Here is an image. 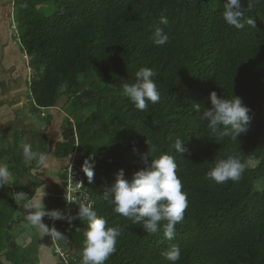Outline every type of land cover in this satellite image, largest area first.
Returning a JSON list of instances; mask_svg holds the SVG:
<instances>
[{
    "label": "trees",
    "instance_id": "16d2710c",
    "mask_svg": "<svg viewBox=\"0 0 264 264\" xmlns=\"http://www.w3.org/2000/svg\"><path fill=\"white\" fill-rule=\"evenodd\" d=\"M14 3L16 32L32 70L31 110L50 109L63 97L75 101L79 114L66 119V134L53 156L68 158L77 145L78 163L84 167L87 162L94 172L90 184L84 172L94 210L107 227L121 229L116 251L105 264H169L162 252L172 245L181 249L176 264H264V0H251V7L243 0L245 18L255 23L243 29L224 22V0ZM161 14L169 20L166 27L158 23ZM156 27H165L169 36L162 46L151 39ZM140 67L157 73L160 94L145 111L122 94V85L134 82ZM75 82L79 87L71 88ZM212 91L226 99L238 96L250 108L249 129L237 141L219 133L214 137L200 119L195 105L201 111L211 107ZM177 138L184 141L182 154L173 148ZM153 145V158L175 157L187 193L188 207L173 240L163 232L147 235L141 225L114 213L104 195L119 170L131 179L144 167L142 158ZM229 155L246 164L241 179L223 184L207 179L215 161ZM20 161L0 129V164L15 175ZM20 182L15 178L0 187V264H33L7 236L16 196L25 189ZM54 199L65 214L60 191ZM72 207L75 216L78 206ZM86 227L79 218L58 219L52 229L65 238L52 235V241L64 252L70 247L82 252ZM72 260L80 264L81 254Z\"/></svg>",
    "mask_w": 264,
    "mask_h": 264
},
{
    "label": "clouds",
    "instance_id": "9594fccd",
    "mask_svg": "<svg viewBox=\"0 0 264 264\" xmlns=\"http://www.w3.org/2000/svg\"><path fill=\"white\" fill-rule=\"evenodd\" d=\"M248 6L251 7V0H249ZM222 18L227 25L235 29H243L246 24L255 27L254 19L244 16L243 0H224ZM158 23L166 27L169 20L161 14ZM165 27H156L151 37L153 43L158 46L166 44L169 39ZM156 76L157 73L152 68L140 67L134 74V82L122 85V94L134 104L136 109L145 111L149 103L159 102L160 94L155 81ZM30 80L31 77L27 80L29 91ZM208 100L211 107L201 111V106L195 105V109L200 113V119L206 122L207 129L214 137L219 133L220 138L227 137L232 141H237L248 131L251 119L250 108L244 105L240 97L234 95V98L226 99L212 91L209 93ZM41 116L44 114L42 113ZM146 143L148 144L147 140ZM183 145V139L177 138L173 145L175 152L179 154L185 152L186 149ZM156 152V146H151V153L148 151L142 158L144 167L132 173L131 179L125 177L123 169L119 170L115 175L114 182L105 188L104 195L108 204L113 206L114 213L132 221L133 224L141 225L147 235L163 232L165 239L173 240L176 235V225L183 221L184 212L188 207L187 193L182 190L183 186L177 175L178 166L175 157L162 154L153 158L152 154ZM76 153L77 150L74 149L62 171L61 177L64 176V179L61 178L62 189L60 192L61 197L65 200V205L64 191L67 186L69 166H75L76 169L79 168L82 171L80 180L76 182L81 183V190L84 193L88 194V189L84 186V172L88 183L93 182L94 172L91 166L86 162L82 167L78 163L81 155L76 158ZM23 154L27 161L37 160L40 165H44L47 160L45 154L32 151L30 146L23 149ZM149 157L151 158L150 162ZM245 168L246 164L239 157L229 155L227 158L216 160L214 166L207 171L206 178L216 184L228 181L236 182L241 179ZM16 175L18 174L12 175L6 164H0V187L9 185L15 180ZM42 201L43 199L40 202L25 204V218L33 227L49 231V234L57 239H63L65 235L54 228L52 229L56 220L67 218L71 221L79 218L81 221H87V227L83 230L84 240L80 264H105L109 257L115 253L121 229L106 226V219L98 216L92 206L89 194L86 203L72 201L78 206L75 216L65 217L66 212L63 214L59 210L49 211ZM46 216L52 218L49 228L43 222V218ZM56 247L59 249L58 255L63 252L58 246ZM162 255L169 261V264H176L181 259V249L177 245H172L170 249L162 252ZM60 261H63L62 257H60Z\"/></svg>",
    "mask_w": 264,
    "mask_h": 264
},
{
    "label": "rangeland",
    "instance_id": "374dc122",
    "mask_svg": "<svg viewBox=\"0 0 264 264\" xmlns=\"http://www.w3.org/2000/svg\"><path fill=\"white\" fill-rule=\"evenodd\" d=\"M14 0H0V25L4 24L8 27L9 30V35L6 34L7 40L11 36V44L13 45L14 49L17 50L19 54L18 61L15 60L16 66H14L13 61H10V67L11 69H15L16 75L19 74L22 76L20 73H23L24 80H25V86H26V96L29 100V107L32 108V96L30 95L29 92V83L27 80L30 79L32 76V70L30 66V58L27 57L24 59L23 57V51L22 47L19 41V36L17 35L16 32V23H15V13L17 11V5L15 3L13 4ZM42 10L48 8L47 6H42ZM40 8V10H41ZM49 9V8H48ZM1 31V29H0ZM17 48V49H16ZM23 56V57H22ZM1 65V61H0ZM6 67V64H5ZM22 68V69H21ZM6 77V76H5ZM22 77L20 78L22 80ZM71 88H78L79 84L78 83H73V85H70ZM73 101V100H72ZM68 102L67 97L61 98L54 107H51L50 109H39L38 112L34 113L35 115V123L38 124L40 127L44 128L48 124V117L51 116V109L54 108L55 113H56V118H59L57 114H60L64 112L65 118L62 120V118H59L58 122L62 120V123L60 128L57 127V122H51L52 127L49 129V131L52 133L56 129L57 131L53 135V140L54 141H62V135L66 134V127L68 126V123H66V119L68 116L71 119L76 118V111L78 110V106L74 102ZM42 111H45L43 114L45 115L43 118L41 117L40 113ZM73 121V120H72ZM75 125V123H74ZM51 126V125H50ZM56 127V128H55ZM22 134H26L21 132ZM17 140V138H14ZM25 142V141H24ZM22 142L19 146H25L26 143ZM259 142V141H258ZM46 143V149L44 154L46 155L47 153H51V142L45 141ZM7 146L5 145L4 148ZM47 147H50L48 149ZM77 150V153L75 154V157L78 158V156L81 155L80 152H78V148H75ZM25 158V157H24ZM57 159V158H56ZM14 162V161H13ZM12 162V163H13ZM32 166L39 168L40 165L37 160L32 161ZM15 165V164H14ZM62 176V171L60 173H57V175ZM12 180H14L12 178ZM23 181V179H22ZM21 183V182H20ZM24 184L25 181H23ZM31 183V182H30ZM28 183V185L30 184ZM22 184V183H21ZM25 189L21 191V193L16 196V204H17V211L14 213L12 217V227L10 230H8L7 236L12 239L14 243L19 246L20 251L19 254L23 256V258L26 260V258L30 259V263L33 264H71L70 262L73 261L72 258L76 255V253L79 252L81 254V251L75 250L74 248L70 247L65 252L63 251L59 255V249L56 247V245L51 241L52 240V235L49 234V231L46 232L42 228H35L33 227L25 218L26 212L24 210V205L25 204H31L34 202H40L43 199V204L45 208L49 211L51 210H58V202L54 199V197L57 196L59 193V188H51L47 187L46 190L48 193L43 192V190H39L36 188L38 187L37 185H30V186H25L23 185ZM35 191V192H34ZM55 191V192H54ZM52 218L50 217H44L43 222L45 225L49 228V225L51 223ZM5 242V241H4ZM3 243V242H2ZM61 254L63 256V262L60 261ZM74 262V261H73Z\"/></svg>",
    "mask_w": 264,
    "mask_h": 264
},
{
    "label": "crops",
    "instance_id": "0c3cea01",
    "mask_svg": "<svg viewBox=\"0 0 264 264\" xmlns=\"http://www.w3.org/2000/svg\"><path fill=\"white\" fill-rule=\"evenodd\" d=\"M0 29V129L8 139L11 148L16 149L21 158L20 173L16 175V178H19L20 181L23 179L26 184L23 181L22 184L25 186L36 184L38 186L36 190L42 189L44 194L48 192L46 190L47 187H51L52 189L59 188L61 190L62 177L59 174L57 175V173L64 170L69 158L56 159L53 156L56 143L59 141L53 140V135L57 129L52 133L49 129L52 127L51 122L54 121L57 122V127L60 126L62 120L65 118V114L64 112L61 115L57 114L59 118H62L58 122L59 118H56L55 110L52 108L50 110L52 112L51 116L48 117V124L51 126L46 125L42 128L35 123V114L29 107V100L25 95L26 86L24 84V77H22L23 73H20L22 76L16 75L15 69L7 67L10 66V61H13L14 66L17 65L15 64V60L18 61L19 54L11 44V36L8 40L6 38V34L9 33L8 27L2 24L0 25ZM21 77L22 80L20 79ZM44 112L42 111L40 115ZM44 116L41 117L43 118ZM21 132L26 134H22ZM14 138H17V140ZM45 141L51 142V153L46 154L47 160L43 166H39V168L33 167L31 164L33 160L27 161L24 158L23 149L26 146H30L32 151L44 154L46 149ZM22 142L26 143V145L20 147L19 145ZM47 148L50 149V147ZM28 183L30 184L28 185Z\"/></svg>",
    "mask_w": 264,
    "mask_h": 264
},
{
    "label": "built area",
    "instance_id": "2783aa9c",
    "mask_svg": "<svg viewBox=\"0 0 264 264\" xmlns=\"http://www.w3.org/2000/svg\"><path fill=\"white\" fill-rule=\"evenodd\" d=\"M23 58L26 59L27 55H24ZM81 173L82 171L79 168L76 169L75 166H69V168L67 169V186L64 191V197L66 199L65 217L70 216L74 211L72 205H77L72 201L86 203L88 200V194L84 193V191L81 190V183L76 182L77 180H80ZM78 193H80L81 195H79ZM61 257L63 258L62 254Z\"/></svg>",
    "mask_w": 264,
    "mask_h": 264
},
{
    "label": "flooded vegetation",
    "instance_id": "af4514ba",
    "mask_svg": "<svg viewBox=\"0 0 264 264\" xmlns=\"http://www.w3.org/2000/svg\"><path fill=\"white\" fill-rule=\"evenodd\" d=\"M9 31V30H8Z\"/></svg>",
    "mask_w": 264,
    "mask_h": 264
}]
</instances>
